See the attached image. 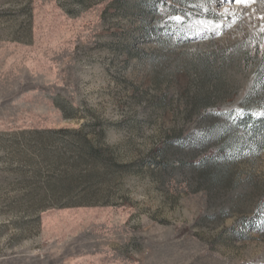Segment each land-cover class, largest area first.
<instances>
[{"label":"rangeland","instance_id":"374dc122","mask_svg":"<svg viewBox=\"0 0 264 264\" xmlns=\"http://www.w3.org/2000/svg\"><path fill=\"white\" fill-rule=\"evenodd\" d=\"M0 264H264V0H0Z\"/></svg>","mask_w":264,"mask_h":264},{"label":"snow or ice","instance_id":"6c2138e0","mask_svg":"<svg viewBox=\"0 0 264 264\" xmlns=\"http://www.w3.org/2000/svg\"><path fill=\"white\" fill-rule=\"evenodd\" d=\"M236 3H246L247 0H235Z\"/></svg>","mask_w":264,"mask_h":264},{"label":"trees","instance_id":"16d2710c","mask_svg":"<svg viewBox=\"0 0 264 264\" xmlns=\"http://www.w3.org/2000/svg\"><path fill=\"white\" fill-rule=\"evenodd\" d=\"M55 202H58V201H55ZM67 203V202H66Z\"/></svg>","mask_w":264,"mask_h":264}]
</instances>
